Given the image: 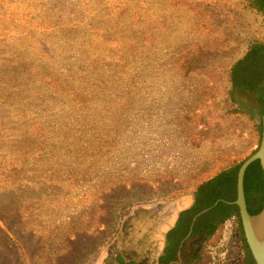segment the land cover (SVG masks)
<instances>
[{"label":"rangeland","instance_id":"rangeland-1","mask_svg":"<svg viewBox=\"0 0 264 264\" xmlns=\"http://www.w3.org/2000/svg\"><path fill=\"white\" fill-rule=\"evenodd\" d=\"M254 40L250 0H0V264H156L162 216L259 145ZM231 231L191 264H239Z\"/></svg>","mask_w":264,"mask_h":264},{"label":"trees","instance_id":"trees-1","mask_svg":"<svg viewBox=\"0 0 264 264\" xmlns=\"http://www.w3.org/2000/svg\"><path fill=\"white\" fill-rule=\"evenodd\" d=\"M250 3L264 14V0H250ZM229 74L232 104L238 111L256 114L257 125L261 131V116L264 109V40L250 42L243 55L231 65ZM238 92L252 94L255 106L249 109L251 111L246 110L236 95ZM241 163L220 170L198 185L192 204L178 213L174 226L165 232L158 264H174L173 261H178L177 251L183 240L180 250L181 261L176 264H191L199 255L200 242L211 237L217 228L231 217L235 218L242 235L244 264H255L243 237L238 207L234 204L236 175ZM243 187L248 212L257 213L263 201V177L257 160L246 169ZM204 209L208 210L196 218L191 233L187 236L193 217ZM116 260L117 264H132V261L125 262L118 253Z\"/></svg>","mask_w":264,"mask_h":264},{"label":"water","instance_id":"water-1","mask_svg":"<svg viewBox=\"0 0 264 264\" xmlns=\"http://www.w3.org/2000/svg\"><path fill=\"white\" fill-rule=\"evenodd\" d=\"M258 161L263 177V201L261 209L254 214H250L247 210L243 180L244 174L248 166L254 161ZM234 204L238 207V213L240 217L243 237L245 243L251 253L252 258L254 259L255 264H264V109L261 116V136L259 145L256 150L249 155L239 166L236 175V199ZM208 209H204L201 212L197 213L191 222L190 231L191 233L192 226L198 216L206 212ZM184 240L181 242L180 248L177 251L178 261H173L172 263L176 264L181 261V247Z\"/></svg>","mask_w":264,"mask_h":264},{"label":"crops","instance_id":"crops-1","mask_svg":"<svg viewBox=\"0 0 264 264\" xmlns=\"http://www.w3.org/2000/svg\"><path fill=\"white\" fill-rule=\"evenodd\" d=\"M183 200V199H182ZM182 200H181V203H182ZM179 202V201H178ZM184 203V202H183ZM180 205V204H179ZM191 205V203L190 204H188V205H185L184 207H182L181 209H178L177 211L175 210V209H170V211L168 212L169 214H165V215H163L162 216V218H161V223H162V225H163V227L165 228L164 229V231L162 232V243H163V240H164V235H165V232L168 230V229H170L171 227H173L174 226V224H175V222H176V219H177V217H178V213L181 211V210H183V209H185V208H187V207H189ZM174 207L176 208V207H178V204H174ZM167 225V226H166ZM161 251H162V249H161ZM160 255V254H159ZM159 255H157L156 257V264H158V257H159Z\"/></svg>","mask_w":264,"mask_h":264},{"label":"built area","instance_id":"built-area-1","mask_svg":"<svg viewBox=\"0 0 264 264\" xmlns=\"http://www.w3.org/2000/svg\"><path fill=\"white\" fill-rule=\"evenodd\" d=\"M224 228H225L226 230H232V231H234V233H237V231H238V225H237V223H236L235 218H234V217L229 218V219L224 223ZM232 231H231V232H232ZM241 250H243V249H241ZM243 251H244V250H243ZM243 258H244V252H241V260H240V258L238 257L237 262H239V260H240V263H239V264H242L241 261H242Z\"/></svg>","mask_w":264,"mask_h":264}]
</instances>
